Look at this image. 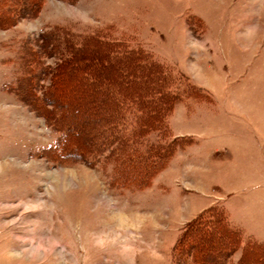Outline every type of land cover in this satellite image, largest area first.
<instances>
[{
	"label": "rangeland",
	"instance_id": "374dc122",
	"mask_svg": "<svg viewBox=\"0 0 264 264\" xmlns=\"http://www.w3.org/2000/svg\"><path fill=\"white\" fill-rule=\"evenodd\" d=\"M67 39L77 61L80 42L130 51L133 87L154 75L175 98L164 127L140 128L154 121L133 93L116 134L80 156L83 87L61 65ZM55 68L63 108L45 94ZM257 110L264 0H0V264H264V171L236 173V135ZM119 129L137 132L156 168L134 175L136 143Z\"/></svg>",
	"mask_w": 264,
	"mask_h": 264
},
{
	"label": "trees",
	"instance_id": "16d2710c",
	"mask_svg": "<svg viewBox=\"0 0 264 264\" xmlns=\"http://www.w3.org/2000/svg\"><path fill=\"white\" fill-rule=\"evenodd\" d=\"M46 40H48V38H46ZM71 43V39H67L66 45L69 46V49H71ZM86 43H88V41ZM86 43L83 44L82 42H80V61L74 60L76 59V55H78L79 52L78 50L77 52H75L73 50V47L70 52L68 51L72 60L62 61L61 63V65L64 64L66 69L70 70L72 76L74 74L76 75V71L79 70L78 74L80 75V87H83L80 89L79 97L80 140H82L80 142V156L82 153H90L94 149L99 138H109L108 135L112 137L116 134V132L118 131L116 125L118 124L117 121L119 120L116 119L117 117L115 118L114 115H119V113L122 111L121 105L124 104L123 102L125 100L130 103L133 102V98L130 96L133 93L135 98L137 99L136 101H138V99H141L140 103H143V108L146 109L144 111V116L147 118L148 116H151L154 121V123L142 122V124H140V128L143 127L142 129H147L149 127L151 129V127L148 125L154 124L156 127L155 131H158L159 127H164L163 117L169 110V108L173 105L175 99L174 96L170 95V93L166 92V90L163 91L161 85H157V82H155L154 80L150 82V78L154 76L153 74V76H151L150 74H148V76L144 75L143 80H139L138 83L135 84L136 86L133 87V75L129 69L131 67L130 63L132 64L133 62H131L133 56L131 55L130 51L122 49L121 46L117 50L115 46H112V44L103 45L101 43H98L97 41L96 43L90 42L88 47L86 46ZM57 45L55 43L52 48L56 50ZM44 47L47 48L48 45L46 44L44 45ZM99 50L103 52H99ZM135 59L137 65L144 64V62H146L145 59L141 57V53H137ZM100 61L106 68V73H104L105 75L103 79L100 75H98L96 71V67L99 66L101 63ZM58 65L56 67H58ZM113 70L114 74L116 73L115 71H117V74L115 75V80L111 78L113 74L110 76L111 71ZM54 71L56 74L54 73V75H52L53 86L51 88H48V90L46 89L45 94L49 102L63 108L65 107V104H62V101L64 102L65 100L69 102L70 98L61 95V91H57V89H59L57 86L62 83L63 76L61 77L62 72L59 68L58 70L55 68ZM152 73L158 72L153 71ZM101 80H105L104 82H106L105 84H107V86H105L107 87V89L103 92L97 90V83ZM111 84H115L117 86V89L115 91L110 89ZM116 109H119V111L116 112ZM68 115L71 116L70 114ZM147 118L145 121H147ZM149 128L148 130H150ZM120 131L121 132L119 135H121L120 138L123 140H134V142L136 143L138 140L141 139V137L136 136V131L131 132V134H129L128 136L123 134L122 130ZM104 133H106V135H104ZM164 146L165 148L163 147L162 150L165 153L171 149L169 146V142L167 144L165 143ZM137 147H139V143H136V145L128 149L129 154L133 156V159L129 160V163L130 166L133 167L132 169L134 170L133 173L135 176H139L137 174L139 172L145 173L146 171L148 172V169L156 168V165H153V167L148 168L150 159L149 157H146V155L151 152L150 147L145 148V152L147 153L144 157L143 155H140L137 150ZM76 150L77 148L73 150V152L76 153ZM210 216L211 217H207L208 219L206 218L209 221L212 218V215ZM197 222L198 224L195 225L194 230L199 234V232L203 231L206 227L207 221L197 219ZM208 228L211 229L209 226ZM204 232L206 231H203V235H201L205 238L207 235ZM190 248L192 247L190 246Z\"/></svg>",
	"mask_w": 264,
	"mask_h": 264
},
{
	"label": "crops",
	"instance_id": "0c3cea01",
	"mask_svg": "<svg viewBox=\"0 0 264 264\" xmlns=\"http://www.w3.org/2000/svg\"><path fill=\"white\" fill-rule=\"evenodd\" d=\"M258 112L261 113L259 116L249 119L253 131L245 137L240 134L236 135V173L252 170L264 171V114L261 110H257ZM249 182L250 180L240 179L236 181V187L247 186ZM260 183L264 186V180ZM261 203L264 206V202Z\"/></svg>",
	"mask_w": 264,
	"mask_h": 264
}]
</instances>
